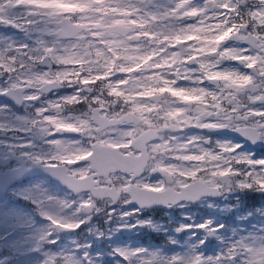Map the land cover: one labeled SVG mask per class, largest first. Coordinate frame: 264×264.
<instances>
[{
    "label": "clouds",
    "instance_id": "obj_1",
    "mask_svg": "<svg viewBox=\"0 0 264 264\" xmlns=\"http://www.w3.org/2000/svg\"><path fill=\"white\" fill-rule=\"evenodd\" d=\"M52 2L23 0L26 24L0 29V89L10 104L23 87L21 127L46 129L11 133L35 145L13 151L42 150L68 182L0 191L3 264H264V0H237L231 19L143 26V12L119 14L128 0L59 16Z\"/></svg>",
    "mask_w": 264,
    "mask_h": 264
},
{
    "label": "snow or ice",
    "instance_id": "obj_2",
    "mask_svg": "<svg viewBox=\"0 0 264 264\" xmlns=\"http://www.w3.org/2000/svg\"><path fill=\"white\" fill-rule=\"evenodd\" d=\"M29 3H40L41 0H28ZM97 2H102V0H97ZM237 0H232V3H227L225 0H170L169 3L164 4L161 0H139L140 7L136 8L133 6L128 0L126 3V7L123 10L119 11L120 15L131 16L137 12H143V16L141 17L140 24L143 26L144 20H150L155 24L168 25L173 21H188L189 23H195L200 21L202 17H207L209 20H222L225 17L231 19V14L235 13L239 10V5L237 7H233L232 4H235ZM44 6L52 7L54 9L53 15H72L77 12H86L91 8V4L89 0H53L51 4H46ZM260 18L264 19V12H260ZM136 20H131L128 23L124 21L116 22L110 29L111 34H119L124 33L129 30V25H136ZM217 29L223 27L222 25H216ZM202 30V29H199ZM232 31L229 28L227 31L220 32L219 35H216L212 39L216 42H222L226 40L230 32ZM145 35H151V33H146ZM177 42L181 39L191 41V35L181 36L177 34L175 36ZM211 42V41H209ZM58 62L67 64L70 60L74 59V57H56ZM11 71V69H9ZM27 83V81H23ZM87 83V81H85ZM233 83H238V81H233ZM161 91H164L163 89ZM3 89H0V95H7ZM146 95H153L152 91H148ZM173 96L179 97L184 101H191L194 99H199L198 97H193L190 93L184 91H173ZM23 148H30V145H17ZM6 147V146H5ZM26 156L29 153H24ZM14 155H9V158ZM31 162L33 165H39L42 162L35 157L31 158ZM48 170L56 172L54 169L48 167ZM6 172L11 174L13 177L17 175V170L15 166H10L6 169ZM57 174V173H56ZM60 178L67 183L68 181L63 177ZM26 198H29L32 194H41V189L39 186L34 188H29L24 190ZM45 192V191H43Z\"/></svg>",
    "mask_w": 264,
    "mask_h": 264
},
{
    "label": "rangeland",
    "instance_id": "obj_3",
    "mask_svg": "<svg viewBox=\"0 0 264 264\" xmlns=\"http://www.w3.org/2000/svg\"><path fill=\"white\" fill-rule=\"evenodd\" d=\"M2 2L4 4V7H0V29L8 28L13 32L19 31L26 24V21L22 19L21 14L15 11V9L19 5L15 6L14 0H2ZM9 5H11V10H6ZM0 39H3V37H0ZM28 105L29 104H26L25 108ZM27 119L28 117L26 116V114L17 112L12 109H6V104L1 103L0 101V130L6 131L8 133V131H10L8 127L10 126L11 128L13 127L16 128L18 132L19 131L27 132L29 131L28 128L21 127V124L24 123ZM10 133H13V132L10 131ZM18 139L19 137L15 139L11 135H9L8 139H1L0 140L1 142L0 155L4 156V155H7L8 153H14L13 149L17 147V145L13 144V141L18 140ZM27 144L28 142L20 144V145H27ZM22 155L25 159H27V161H29L31 157L42 155V152H40L39 149H36L35 151L30 152L27 156L25 154H22ZM43 155L47 157L46 154H43ZM6 166H9V164H7ZM36 186H39L41 191L52 192V193L57 192V190H55L53 187H48V188L44 187V184L42 182H39V183L35 182L34 184L26 183L21 186L19 185V187L18 186H15V187H18L21 190H26L29 188H34Z\"/></svg>",
    "mask_w": 264,
    "mask_h": 264
},
{
    "label": "flooded vegetation",
    "instance_id": "obj_4",
    "mask_svg": "<svg viewBox=\"0 0 264 264\" xmlns=\"http://www.w3.org/2000/svg\"><path fill=\"white\" fill-rule=\"evenodd\" d=\"M14 4H15V6H18V5H20L22 2H23V0H14ZM161 2L162 3H164V4H167V3H169L170 2V0H161ZM194 2H195V0H194ZM23 79V78H22ZM20 90H16L17 92H19V95H20V97L22 98V104H21V106H19V107H12V104L10 103H4V104H6V109H12V110H15V111H17V112H21V113H24V114H27V111L30 109V107H31V105H32V102H31V100H29V98L28 97H25V96H23V91H24V88L23 87H21V88H19ZM42 91V90H41ZM48 91H52V89L49 87L48 88ZM4 96L5 95H0V101H1V103H3L2 101H3V99H4ZM10 100V99H9ZM11 101V100H10ZM26 104H29L28 106H26V108H25V105ZM40 122L39 121H37V124H39ZM9 128V130L11 131V132H18L17 131V129L16 128H11L10 126L8 127ZM11 128V129H10ZM10 131H8V134L10 135L11 133H10ZM20 132V131H19ZM29 134H28V138L29 139H32V140H36V139H39V138H41L45 133H46V129L43 127V126H39V127H36V129H35V132H33L31 129H29V131H27ZM5 133H7L6 131H2V130H0V140L1 139H4V135H5ZM23 133V132H22ZM13 138H15V139H17V137L16 136H12ZM0 144H1V142H0ZM27 145H30V149H35V145H33L30 141L28 142V144ZM40 150V149H39ZM35 151V150H34ZM40 152H42V150H40ZM14 155V157H19L22 161H26V165L28 166V165H30V164H32V162H31V159L29 160V161H27V159H25L24 157H23V155L22 154H17V153H8L7 155H4V156H1L0 155V162H3L4 163V165H1L0 164V172H4L8 167H10V166H18V163H16V162H14V160H17V159H15V158H13V157H10L9 158V155ZM32 155V154H31ZM32 158V157H31ZM36 159H38V160H40L42 163V165H47V166H49L50 164H51V160H50V158L47 156V157H45L43 154L42 155H38V156H36L35 157ZM7 164H9V166H6ZM35 182H42L43 184H44V187H46V188H48V187H53L55 190H57V192L58 191H60L61 190V188L62 187H65V186H60V185H58V184H56L55 182H54V180L51 178V177H49L48 175H46V174H42V175H37V176H33V177H29V178H25V179H23V180H21V181H19V182H15V183H13V184H11V186H9L7 189H9V188H13V187H15V186H18L19 187V185L21 186V185H23V184H26V183H31V184H34ZM6 189V190H7ZM228 220L230 221L231 220V217H229L228 218ZM0 264H3V258H0Z\"/></svg>",
    "mask_w": 264,
    "mask_h": 264
},
{
    "label": "water",
    "instance_id": "obj_5",
    "mask_svg": "<svg viewBox=\"0 0 264 264\" xmlns=\"http://www.w3.org/2000/svg\"><path fill=\"white\" fill-rule=\"evenodd\" d=\"M18 90L20 89L18 88ZM41 90L43 91L44 89ZM9 99L16 105H20L22 101L20 95L9 97ZM12 157L17 159V162L19 163V166L15 167L18 174L13 177L11 174L7 173L6 170L4 172H0V191H4L5 188L12 182L18 181L26 176H33L40 173H47L51 175L57 183L66 186L60 176L56 174V172L48 170L49 166L32 165L31 168L26 169L24 167V162L19 157ZM0 164L4 165L3 162H0Z\"/></svg>",
    "mask_w": 264,
    "mask_h": 264
}]
</instances>
